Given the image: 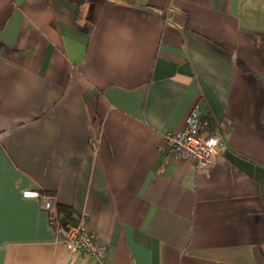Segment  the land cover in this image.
Segmentation results:
<instances>
[{
  "label": "crops",
  "instance_id": "crops-1",
  "mask_svg": "<svg viewBox=\"0 0 264 264\" xmlns=\"http://www.w3.org/2000/svg\"><path fill=\"white\" fill-rule=\"evenodd\" d=\"M260 39L264 0H0V264H264ZM199 100L228 122L205 169L166 143ZM28 191L107 257L67 251Z\"/></svg>",
  "mask_w": 264,
  "mask_h": 264
},
{
  "label": "built area",
  "instance_id": "built-area-1",
  "mask_svg": "<svg viewBox=\"0 0 264 264\" xmlns=\"http://www.w3.org/2000/svg\"><path fill=\"white\" fill-rule=\"evenodd\" d=\"M173 10L167 9L163 14L166 20ZM202 102H196L179 132L166 134V143L181 161L192 164L196 169L207 168L222 146V136L228 122L216 126L213 132L208 133ZM24 198L39 201L41 208L47 213L50 229L58 238L63 247L70 253H79L86 257L104 260L108 255V246L95 238L90 227L87 214L78 216L76 223H63L59 218L57 198L37 191L24 193Z\"/></svg>",
  "mask_w": 264,
  "mask_h": 264
},
{
  "label": "trees",
  "instance_id": "trees-1",
  "mask_svg": "<svg viewBox=\"0 0 264 264\" xmlns=\"http://www.w3.org/2000/svg\"><path fill=\"white\" fill-rule=\"evenodd\" d=\"M260 47H262L264 43V39H260ZM204 121L206 122V130L208 133H211L216 128V125L209 121L207 117H204ZM58 212H59V218L63 223H76L78 221V218L74 216V213L71 208H68L66 206H62L58 204Z\"/></svg>",
  "mask_w": 264,
  "mask_h": 264
},
{
  "label": "snow or ice",
  "instance_id": "snow-or-ice-1",
  "mask_svg": "<svg viewBox=\"0 0 264 264\" xmlns=\"http://www.w3.org/2000/svg\"><path fill=\"white\" fill-rule=\"evenodd\" d=\"M3 183V177H2V171H0V188H2Z\"/></svg>",
  "mask_w": 264,
  "mask_h": 264
}]
</instances>
